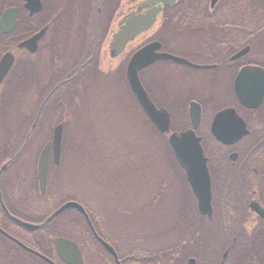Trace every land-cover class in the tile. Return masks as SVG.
Listing matches in <instances>:
<instances>
[{
  "label": "flooded vegetation",
  "instance_id": "flooded-vegetation-1",
  "mask_svg": "<svg viewBox=\"0 0 264 264\" xmlns=\"http://www.w3.org/2000/svg\"><path fill=\"white\" fill-rule=\"evenodd\" d=\"M242 9L239 0H217L213 6L211 0H0V19L5 11L14 16L10 31L4 32L0 23V66L8 68L0 82V104H10L13 93L23 92L28 117L19 121L30 122L22 144L0 148V264H66L56 253L58 238L78 247L82 264H264V52L254 49V25L238 20ZM148 13L153 15L149 29L121 51L111 48L128 19ZM151 44L159 45L156 54L186 62L156 60L137 73L150 103L169 117L163 134L138 101H127L124 95L119 101H95L91 96L96 89L126 93L130 58ZM254 68L261 74L255 75ZM65 91L77 95L63 104ZM98 104L105 108L103 113L119 116L126 114V104H137L139 122L149 127L152 139L162 137L168 146L170 135L192 129L191 105L193 115L199 107L194 134L201 146L205 138L214 140L210 125L217 113L232 109L245 124L248 134L232 146L220 144L210 165L203 150L211 182L210 218L200 212L172 149L153 150L149 187L142 186L136 199L141 207L149 204L152 219L168 222L166 261L127 260L125 228L103 224L89 202L94 150L67 147L64 141L95 138ZM58 125L60 149H50L42 196L37 164ZM124 159L120 154L121 163ZM84 171L87 189L76 185ZM67 202L83 207L117 261L77 210L43 224ZM77 215L87 230L77 224ZM124 216L122 209L120 218ZM17 221L39 227L26 230ZM63 232L65 237L58 235ZM135 249L143 251L142 246Z\"/></svg>",
  "mask_w": 264,
  "mask_h": 264
},
{
  "label": "trees",
  "instance_id": "trees-1",
  "mask_svg": "<svg viewBox=\"0 0 264 264\" xmlns=\"http://www.w3.org/2000/svg\"><path fill=\"white\" fill-rule=\"evenodd\" d=\"M239 4L242 5L244 9L240 10L238 13V20L242 22H250L254 25V49L258 52H264V26L258 28L259 24L264 23V0H239ZM107 91H99L100 94L96 95V99L102 97L101 99L104 101H119L124 95L127 101H135L128 85L126 86V93L124 94L119 92V90L110 89ZM75 95L77 94L73 91L63 92V104L71 102ZM87 95L88 94H84V96ZM25 105L23 92L13 93L10 104H0V148H17L23 143L30 128V122L19 121V119L28 117L24 113ZM99 108H103V110H95V138L91 141L65 140L64 144L65 146L67 145V147L84 150L90 147L93 148L96 160L95 168L98 170L97 173L94 171V188L102 190L105 187H110V189L113 190L112 192L115 191L114 195L116 198L118 197L120 201L119 210L117 211L119 216L122 209L125 211V220L122 219V217L120 219L123 223H125L127 230V232L125 230V253L127 260L166 261L169 250L167 242L168 222L165 220H151L152 218L149 215L150 211H148L150 208V206H148L149 204L143 203V206L141 207V205L138 204L136 196L142 186L147 184L149 187L151 175L150 173L146 176V172L149 169H147L145 173L139 171V165L143 163H152V159H154L153 150H170V147L168 146L167 141L162 137L158 138V140L152 139L149 127L147 128L145 124H143V127L137 125L139 121L136 114L137 104H126L125 115L128 116L129 120L136 123L137 140L126 141L121 139L117 141V149L113 150L112 148H107L106 143L111 139H105L101 135L103 130L102 125H104L103 123H107L109 121H103V118L112 117L114 114L105 115L103 114L105 108L102 106ZM110 110L112 111L114 109L111 108ZM31 116L29 117H35V115ZM9 119L11 120L9 121ZM147 123L148 126H150L148 121ZM37 127H41V124H38ZM108 127L109 126L105 125L106 131L110 132L112 128L109 127V130ZM36 131L31 135V139L28 142L29 145L32 143ZM111 141H109L110 146L112 145ZM9 142L14 144L12 146H7L6 144ZM202 147L205 155L209 158L208 163L210 165L215 151L221 148L220 144L216 143L212 138H205L202 140ZM133 149L135 152L132 151ZM120 154H125L123 163L120 162ZM158 157H161V153L158 154ZM159 162L162 163L161 161ZM124 190L128 193L126 199H123L121 197L122 195L117 193V191L122 192ZM142 215H144V217ZM141 216L144 219H142ZM76 218L77 224L82 226L83 220L78 217V215ZM93 224L97 229V223L94 219ZM83 228L86 230L88 229L85 225H83ZM162 228L164 229L162 230ZM58 235H62L63 237L66 236L64 232L59 233ZM95 244L98 245L97 242H95ZM138 246L143 247V251H141V253L135 249Z\"/></svg>",
  "mask_w": 264,
  "mask_h": 264
},
{
  "label": "water",
  "instance_id": "water-1",
  "mask_svg": "<svg viewBox=\"0 0 264 264\" xmlns=\"http://www.w3.org/2000/svg\"><path fill=\"white\" fill-rule=\"evenodd\" d=\"M173 2L174 0H169V3ZM216 2L217 0H211V6H213ZM152 16V14L148 13L143 17H132L128 19L125 27H123L122 30L114 36L111 48H119V51H121L126 43L151 27V25L153 24ZM10 21L11 24H9ZM0 23L1 29L4 32L10 31L14 26L13 14L10 15L9 11H5L1 16ZM158 47V44H151L132 55L126 68V80L130 92L132 93L135 100L140 103L139 105L143 109L145 115L152 122V124L155 125L158 131L163 134L168 132L169 117L164 111L156 110L155 107L150 103V100L148 99L144 89L139 82L137 73L141 68L151 64L156 60H172L178 63L186 62L174 58L168 54H156L155 51L156 49H158ZM245 52L246 49L240 52L239 55ZM239 55H237L236 57H238ZM7 69L8 68H5L3 64L0 66V82L5 76ZM254 72L255 75L261 74V71L257 68H254ZM263 93L264 87L262 88L260 96H262ZM193 112V105H191L192 129L179 135H170L168 138V143L178 164L185 169L187 181L198 200L200 212L206 214L207 217L210 218V202L212 195L210 176L207 168V159L204 157L203 149L201 146V139L196 137L194 134V130L198 127L200 121L199 107H196V114L193 115ZM210 133L214 140L223 146H232L248 134L245 129V124L235 115L232 109L223 110L214 116L210 125ZM61 134L62 127L61 125H58L54 129L52 141L47 143V145L43 148L38 160L37 180L42 196L45 195L46 191L48 158L50 149L52 148L56 151L60 149ZM235 157V153H232L230 155L231 160H234ZM56 158L57 156L55 154L54 159L56 160ZM68 210H77L85 217L89 228L94 233L98 242L117 261L116 253L114 252L112 247L96 235L83 207L78 203H64L57 210H55L43 224L51 221L53 218ZM17 222L26 230L30 231H33L39 227L29 223H22L20 221ZM56 253L60 260H62L66 264H82V258L78 247L69 240L58 238L56 241Z\"/></svg>",
  "mask_w": 264,
  "mask_h": 264
},
{
  "label": "rangeland",
  "instance_id": "rangeland-1",
  "mask_svg": "<svg viewBox=\"0 0 264 264\" xmlns=\"http://www.w3.org/2000/svg\"><path fill=\"white\" fill-rule=\"evenodd\" d=\"M99 91H102V90L96 89L93 92V94H91V96L95 101L96 100L104 101L103 99H101L102 97L96 99V95L100 94ZM107 94H108V91H107ZM101 106H102V104H98V106L96 105L95 110H97V111H99V110L101 111V109L103 110V108H99ZM103 114H105V113H103ZM105 115H107V114H105ZM116 115H118V113ZM116 115L114 114L112 117L103 118L104 119L103 121L108 120L109 122L103 123L104 125H102L103 137L105 139L113 140V141L109 140L112 142L111 146L109 145V141L106 143V146H107V148H112L113 150L117 149L116 145H117L118 140H121V139L126 140V141L127 140H132V141L137 140V131H136V125H135L136 123L132 120H129L127 115H124V116H122V115L116 116ZM133 122H134V124H133ZM105 125L112 128L110 130V128L108 127L110 132L106 131ZM137 125L140 127L144 126L139 121H138ZM40 143L41 142L38 141L35 146L38 147L40 145ZM132 151L135 152L134 149ZM150 164H151V166H150ZM153 164H154L153 162L149 163V164L143 163V164L139 165V171L145 173L147 171V169H149L146 172V176H148L150 173H152L151 167ZM94 171H95V173H97L98 170H96V168H95ZM95 173H94V175H95ZM80 177H81V179H80L79 183H77L76 185H78L79 187L80 186L84 187V189H87V186H88L87 171H84L80 175ZM91 189H92L91 191H92L93 195L89 199V202L92 205V207L94 208V211H96L98 213V214L96 213L97 219H99L106 226L109 225L111 229L119 230L121 227V228H125V230H126L125 223H123V221L120 222V216L117 212L119 210L120 201H119L118 197L117 198L115 197V195H114L115 191L112 192L113 190H111L110 187H105L102 190H100L98 188H94L93 182H92ZM117 193L119 195L121 194L122 195L121 197L123 199H126L128 196V193L126 192V190H124L122 192L117 191ZM145 215H147V214H145ZM149 215H150V217H152L151 213ZM142 216L144 217V215H142ZM142 216H141V218L144 219ZM122 219L125 220V217H122ZM151 220H154V219H151ZM163 229L164 228H162V230ZM126 232H127V230H126ZM69 236H70V234H69Z\"/></svg>",
  "mask_w": 264,
  "mask_h": 264
}]
</instances>
